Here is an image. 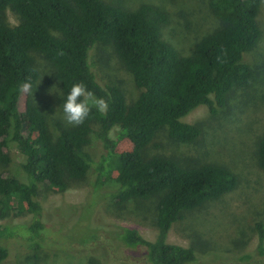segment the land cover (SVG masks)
<instances>
[{
  "label": "trees",
  "instance_id": "1",
  "mask_svg": "<svg viewBox=\"0 0 264 264\" xmlns=\"http://www.w3.org/2000/svg\"><path fill=\"white\" fill-rule=\"evenodd\" d=\"M262 3L210 0L220 25L184 55L163 38L169 15L153 4L131 10L105 0H0V161L11 162L8 148L14 143L24 155L25 176L20 180L0 174V215L32 213L27 231L32 238L42 236L46 223L38 199L40 184L63 191L93 168L92 187L97 192L106 176L116 173L119 185L112 194L116 203L150 198L157 202L156 239L148 240L127 226L122 242L143 254L144 264L196 263L195 248L168 242L167 232L185 212L235 189L238 176L219 164L184 166L172 157L144 152L162 130L179 142L196 141L201 130L185 117L202 105L217 113L232 91L252 83L254 72L244 55L261 39ZM7 9L17 14L18 24L5 19ZM96 42L111 46L132 73L140 89L132 102L119 85L103 86L97 80L89 61ZM35 54L52 66L62 104L71 86L83 81L95 96L108 100L107 111L102 114L93 108L83 125L61 126L54 136L40 106L30 94L24 98L19 91L22 83L30 82L33 88L40 79ZM92 134L104 147L98 159L88 150ZM124 139L131 140L133 148L119 151ZM258 163L264 170V136ZM254 228L258 252L264 255V220ZM5 232L0 229V262L10 252Z\"/></svg>",
  "mask_w": 264,
  "mask_h": 264
},
{
  "label": "rangeland",
  "instance_id": "2",
  "mask_svg": "<svg viewBox=\"0 0 264 264\" xmlns=\"http://www.w3.org/2000/svg\"><path fill=\"white\" fill-rule=\"evenodd\" d=\"M126 9L153 4L168 13L162 36L184 55L193 52L202 37L220 25L210 8V0H105ZM5 19L12 25L19 18L7 9ZM262 36L258 44L244 55L254 72L252 83L231 92L228 103L212 114L205 105L189 113L185 120L201 130L199 138L183 143L160 131L145 149L146 156L172 157L184 166L205 163L230 168L238 176L235 189L199 208L184 213L167 232V241L196 250L193 264H264L258 252V234L254 224L264 220V170L258 163V149L264 136V0L258 16ZM41 76L31 93L45 113L54 136L64 119L61 87L52 66L35 54ZM89 61L101 85L116 84L132 102L140 92L132 73L126 69L111 46L96 42L89 50ZM23 98V100H24ZM118 127L112 136L117 137ZM133 143L122 140L118 150H130ZM88 150L98 159L104 147L101 139L91 135ZM8 151L10 163L0 161V174L24 180V155L14 143ZM91 168L81 180H71L61 191L40 184L38 199L44 207L46 228L42 236L32 238L27 226L32 213L11 211L0 215V229L6 231L9 256L0 264H144L143 254L131 250L121 240L123 228L132 226L148 240L156 239V198L131 199L118 204L113 192L119 183L116 173L107 175L105 185L93 191ZM88 239V240H87ZM39 244L38 248L34 244ZM249 255V258H243Z\"/></svg>",
  "mask_w": 264,
  "mask_h": 264
},
{
  "label": "clouds",
  "instance_id": "3",
  "mask_svg": "<svg viewBox=\"0 0 264 264\" xmlns=\"http://www.w3.org/2000/svg\"><path fill=\"white\" fill-rule=\"evenodd\" d=\"M32 85L24 82L19 86L22 93H31ZM63 115L66 123L71 126H81L89 118L92 109L105 113L108 109V100L104 97H97L87 88L83 81L75 82L62 104Z\"/></svg>",
  "mask_w": 264,
  "mask_h": 264
}]
</instances>
